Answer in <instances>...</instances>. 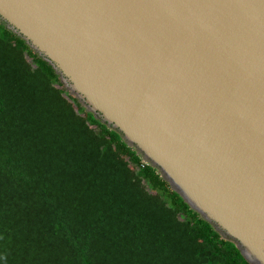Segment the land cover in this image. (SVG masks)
Listing matches in <instances>:
<instances>
[{
    "label": "water",
    "instance_id": "obj_1",
    "mask_svg": "<svg viewBox=\"0 0 264 264\" xmlns=\"http://www.w3.org/2000/svg\"><path fill=\"white\" fill-rule=\"evenodd\" d=\"M0 22L264 264V0H0Z\"/></svg>",
    "mask_w": 264,
    "mask_h": 264
},
{
    "label": "trees",
    "instance_id": "obj_2",
    "mask_svg": "<svg viewBox=\"0 0 264 264\" xmlns=\"http://www.w3.org/2000/svg\"><path fill=\"white\" fill-rule=\"evenodd\" d=\"M0 264H249L0 22Z\"/></svg>",
    "mask_w": 264,
    "mask_h": 264
},
{
    "label": "built area",
    "instance_id": "obj_3",
    "mask_svg": "<svg viewBox=\"0 0 264 264\" xmlns=\"http://www.w3.org/2000/svg\"><path fill=\"white\" fill-rule=\"evenodd\" d=\"M142 163H143L144 165H146V163H145L144 161H142Z\"/></svg>",
    "mask_w": 264,
    "mask_h": 264
}]
</instances>
